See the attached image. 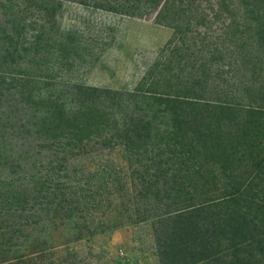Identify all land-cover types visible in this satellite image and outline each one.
Listing matches in <instances>:
<instances>
[{
	"label": "trees",
	"instance_id": "16d2710c",
	"mask_svg": "<svg viewBox=\"0 0 264 264\" xmlns=\"http://www.w3.org/2000/svg\"><path fill=\"white\" fill-rule=\"evenodd\" d=\"M70 4L173 35L91 85L113 30ZM144 223L158 264H264V0H0V264Z\"/></svg>",
	"mask_w": 264,
	"mask_h": 264
},
{
	"label": "rangeland",
	"instance_id": "374dc122",
	"mask_svg": "<svg viewBox=\"0 0 264 264\" xmlns=\"http://www.w3.org/2000/svg\"><path fill=\"white\" fill-rule=\"evenodd\" d=\"M64 15L69 25L75 24L78 16L88 15L112 27V43L82 77L99 87L122 89L134 84L173 35L172 28L157 24L152 17L86 11L71 4L65 7ZM154 36L159 41L153 40ZM155 247L148 223L129 225L75 244L77 256L72 264H158Z\"/></svg>",
	"mask_w": 264,
	"mask_h": 264
},
{
	"label": "crops",
	"instance_id": "0c3cea01",
	"mask_svg": "<svg viewBox=\"0 0 264 264\" xmlns=\"http://www.w3.org/2000/svg\"><path fill=\"white\" fill-rule=\"evenodd\" d=\"M153 40H155V41H159V40L157 39V36H156V37L154 36V39H153Z\"/></svg>",
	"mask_w": 264,
	"mask_h": 264
}]
</instances>
